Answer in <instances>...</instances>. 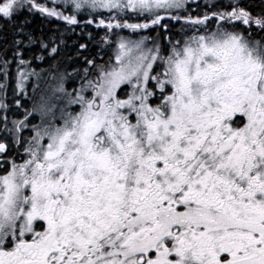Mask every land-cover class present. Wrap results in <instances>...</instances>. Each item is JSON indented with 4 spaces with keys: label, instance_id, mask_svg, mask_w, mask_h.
<instances>
[{
    "label": "snow or ice",
    "instance_id": "obj_1",
    "mask_svg": "<svg viewBox=\"0 0 264 264\" xmlns=\"http://www.w3.org/2000/svg\"><path fill=\"white\" fill-rule=\"evenodd\" d=\"M0 34V264H264V0H0Z\"/></svg>",
    "mask_w": 264,
    "mask_h": 264
},
{
    "label": "trees",
    "instance_id": "obj_2",
    "mask_svg": "<svg viewBox=\"0 0 264 264\" xmlns=\"http://www.w3.org/2000/svg\"><path fill=\"white\" fill-rule=\"evenodd\" d=\"M33 27H46V25L42 24L41 19H36L33 23ZM10 35H11L10 33L7 34L9 40H10ZM4 45H5V35L0 34V47H3Z\"/></svg>",
    "mask_w": 264,
    "mask_h": 264
},
{
    "label": "rangeland",
    "instance_id": "obj_3",
    "mask_svg": "<svg viewBox=\"0 0 264 264\" xmlns=\"http://www.w3.org/2000/svg\"><path fill=\"white\" fill-rule=\"evenodd\" d=\"M201 2H203V0H201Z\"/></svg>",
    "mask_w": 264,
    "mask_h": 264
}]
</instances>
